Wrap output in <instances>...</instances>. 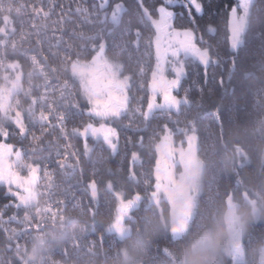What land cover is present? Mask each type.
<instances>
[{"label":"snow or ice","instance_id":"snow-or-ice-1","mask_svg":"<svg viewBox=\"0 0 264 264\" xmlns=\"http://www.w3.org/2000/svg\"><path fill=\"white\" fill-rule=\"evenodd\" d=\"M48 4V10L41 6L36 13L47 17L56 0H48ZM106 7L107 0H102L99 9ZM211 8L212 0H208L207 8L203 0H151L150 4L146 0H135L133 9L117 3L110 17L104 11L101 19L100 12L90 13L85 7H77L76 12L88 23H93L90 17L95 15L101 24L122 28L121 36L134 31L135 47L139 50L143 43L146 59L135 57L130 71L123 65H105L102 76L96 62L106 49L107 41L101 39L98 46L93 44L89 48L94 54L93 66L81 63L78 58L71 60L72 81L79 89L77 93L69 91L61 96L76 95V99H65L60 107L49 105L48 111L37 109L35 105L15 114L0 110V186H4L5 196L11 198L0 206V215L11 212L9 219L15 220L16 214L35 200L41 181L51 178L50 164L66 170L65 175L75 173L69 156L79 161L80 150L73 140L82 142L86 157L97 147L103 151L107 148L115 156L120 152L123 136L125 145L139 151H131L126 173L122 167L106 170L110 179L104 187V204L108 209L105 235L123 238L130 232L124 225H142V218L135 214L142 208L152 209L161 230L154 259L168 255V246L179 242L193 224L203 218L206 193L218 183V174L215 171L210 174L213 165L204 159L207 149L214 147L217 140H223L226 123L235 122L233 111L246 106L249 95L254 98L256 112L264 113V51L258 67L252 66L256 70L246 68L239 56L247 39L258 36L264 41V0H233L222 9L231 52L228 56L221 53L219 44L213 45L200 34L202 25L197 16L203 18L206 12L213 15ZM125 14L127 19H124ZM144 28L149 35L142 40ZM219 30V25L211 22L204 26L209 37L216 36ZM109 34H112L111 29ZM129 59L134 60L131 55ZM194 65L202 66L205 84L219 85L224 93L212 101V115L219 131L207 147L198 134V124L207 114L202 102L204 89H199L202 100L198 104H193L189 98V88L183 89V97L179 95L183 80ZM217 67L226 68L227 84L223 75L217 80L215 71L210 73V68ZM238 73L241 92L237 95L233 88L229 95L228 85ZM69 121L73 122L71 129ZM259 125L256 135L264 138V120L259 121ZM55 130L59 131V136L55 135ZM129 132L149 133L147 142L144 135L133 137ZM49 134L52 140L46 141L44 138ZM123 162L121 159L120 164ZM137 165L144 170L137 171ZM250 165L249 160L241 159L228 173L234 188L241 186V171ZM80 171L82 176L83 170ZM91 172L96 175L95 168ZM116 175H120L118 181L111 179ZM98 184L96 179H91L84 186V190H90V199L95 205L93 217L101 203ZM230 201L229 195L231 207ZM249 207L254 219L246 229L240 225L236 212L230 211L227 222L232 236L219 256V264H250L253 246L264 243V213L259 211L257 200L249 201ZM100 228L104 229V225ZM103 239L102 236L101 241ZM209 239L210 233L206 231L201 243ZM257 259L264 264V249H260Z\"/></svg>","mask_w":264,"mask_h":264},{"label":"trees","instance_id":"trees-1","mask_svg":"<svg viewBox=\"0 0 264 264\" xmlns=\"http://www.w3.org/2000/svg\"><path fill=\"white\" fill-rule=\"evenodd\" d=\"M101 2L102 0H56L50 14L45 17L42 13L37 14L35 10L41 6L48 10V0H0V25L4 18H7L12 27V31L0 40V82L5 73L10 71L8 65L11 62L19 67L21 76L19 88L11 94L8 109L24 111L35 105L37 109L48 111L49 105L60 107L65 99H76V95L65 98L61 96L69 91L77 93L79 89L72 81L71 60L78 58L81 62L89 61L94 55L89 51L90 46H98L101 39L107 41L104 55L108 60L123 65L127 71L134 67L135 57L146 59L143 43L139 50L135 47L134 31L121 36L122 28L113 29L110 23H100L104 11L110 17L113 4L122 3L126 9H133L135 0H107L104 10L99 9ZM203 2L207 8L208 0ZM232 2L233 0H212L210 11L213 15L209 16L206 12L203 18L197 16L202 25L200 34L213 45L219 44L220 51L225 56L231 52L222 9ZM146 3L150 4L151 0H146ZM77 7H85L90 13L100 12V18L93 15L90 17L93 23H88L82 14L76 12ZM217 12H220V15H216ZM127 18L125 14L124 19ZM208 22L214 26L219 25V33L214 37H209L204 31ZM81 33L84 34L83 37ZM148 35V29L144 28L142 40ZM262 51L264 41L260 37L247 39L239 50L242 64L250 70H256L252 66L258 67ZM130 55L133 61L129 59ZM209 71H215L217 80L223 75L226 84L228 83L225 67L210 68ZM238 80L239 73L228 85L229 95L233 88L237 95L241 92ZM201 87L204 89L202 102L207 114L198 124V134L207 147L212 143L214 134L219 131L212 115V101L224 93L219 85H213L211 82L205 84L202 66L194 65L184 78L179 95L183 97V89L189 88L188 95L193 104L201 103ZM192 115L194 112L189 114V118ZM232 115L235 122L226 123L223 140H217L215 146L208 148L204 155V159L213 165L210 174L212 171L218 174V183L206 193L207 203L204 205L203 218L198 219L179 242L168 246V255H160L154 259L161 230L156 213L152 209L142 208L136 213L135 216L142 218L143 224H128L130 232L123 238L105 235L108 227V209L104 204V187L110 179L106 170L122 167L126 173L131 151H139L132 145H125L122 136L120 152L115 156L111 155L107 148L103 151L97 147L90 157H86L83 154L82 142L73 140L74 146L80 150L79 161L69 156L70 162L76 168L75 173L65 175L66 170H62L55 163L50 164L51 178L41 181L35 200L22 208L16 214L15 220L9 219L11 212L0 215V264H173L175 254L182 246H193L195 240L213 226H226L229 195L235 212L241 205L249 206L251 200H257L258 206L264 204V138L256 135V130L260 127L259 121L264 120V113L256 112L254 98L249 95L247 105L235 108ZM180 119L183 120L184 117L181 116ZM72 126L73 122L69 121V129ZM55 135L59 136L58 130H55ZM128 135H144L147 142L149 133L129 132ZM44 139L51 141L52 135L49 134ZM177 139L179 140V137ZM24 144L27 146L28 142L25 141ZM121 159L124 161L123 165L120 164ZM241 159L249 160L251 165L241 171V186L234 188L228 173ZM146 167L147 165L145 169ZM93 168L96 169L95 176L91 172ZM136 168L137 171L144 170L140 169L139 165ZM91 179L99 182L101 193V203L95 217L92 214L95 205L90 199V190H84V186ZM111 179L118 181L120 175ZM4 193V186H0V206L11 199ZM101 224L104 229L100 228ZM125 246L135 248L132 257L126 258L123 255L122 249ZM163 246L161 241V247Z\"/></svg>","mask_w":264,"mask_h":264},{"label":"clouds","instance_id":"clouds-1","mask_svg":"<svg viewBox=\"0 0 264 264\" xmlns=\"http://www.w3.org/2000/svg\"><path fill=\"white\" fill-rule=\"evenodd\" d=\"M259 211L264 213V204L259 206ZM236 214L239 217L240 225L245 229L254 219V215L247 205H241ZM206 231L210 233V239L204 243L199 242L195 246H182L175 254L173 264H219V256L232 236L231 229L227 223L226 226L216 225ZM260 249H264V243L253 246L252 264H260L257 259ZM134 251L135 248H129L128 246L122 249V253L126 258L132 257Z\"/></svg>","mask_w":264,"mask_h":264},{"label":"rangeland","instance_id":"rangeland-1","mask_svg":"<svg viewBox=\"0 0 264 264\" xmlns=\"http://www.w3.org/2000/svg\"><path fill=\"white\" fill-rule=\"evenodd\" d=\"M115 7V4H113L111 6V11L112 9ZM111 14V12H110ZM12 31V27H10V23L8 21L7 18H4V21L2 22V24L0 25V40L1 37L8 35V33H10ZM81 62V61H80ZM83 64H87L90 67L93 66L92 65V58H90L89 61L87 62H81ZM97 65L99 66L100 69V74L103 76L105 74V65H112V66H116L119 65L118 63L114 62V61H110L108 60V58L104 55V52L100 55L99 60L96 62ZM9 66V72H6L5 75L3 76V80L0 82V109L1 110H10L13 114L20 112L19 110H14V109H8L9 103H10V97L11 94L14 90L19 88L20 85V74H19V70L17 68V66L15 65V63L11 62V64L8 65ZM108 71H111V68L107 69ZM229 209L227 211L226 214V218L228 217L230 211H235V207H230V205L228 206ZM227 221H226V225H227ZM125 228L129 229V225L125 224L124 225ZM206 232V231H205ZM204 232L195 240V243L193 244V246L197 245L199 242H201V237L203 236Z\"/></svg>","mask_w":264,"mask_h":264}]
</instances>
